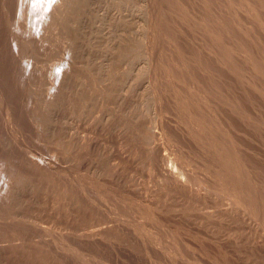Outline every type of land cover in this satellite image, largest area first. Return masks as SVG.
<instances>
[{"label": "rangeland", "instance_id": "374dc122", "mask_svg": "<svg viewBox=\"0 0 264 264\" xmlns=\"http://www.w3.org/2000/svg\"><path fill=\"white\" fill-rule=\"evenodd\" d=\"M37 1L0 0V264H264V0Z\"/></svg>", "mask_w": 264, "mask_h": 264}, {"label": "bare ground", "instance_id": "6f19581e", "mask_svg": "<svg viewBox=\"0 0 264 264\" xmlns=\"http://www.w3.org/2000/svg\"><path fill=\"white\" fill-rule=\"evenodd\" d=\"M21 1H22V0H21ZM28 1H30V0H28ZM38 1H40V0H38ZM38 1H37V2H38ZM53 1H55V0H53ZM53 1H52V0H49L48 2H45L46 4L43 6L44 8L42 7V8L44 9V10H43L44 12L48 11V9H49L50 7L52 8V5L55 3V2H53ZM56 1H57V0H56ZM61 1H62V0H61ZM61 1H60V2H61ZM66 1H67V0H66ZM66 1H65V4H64V5H66ZM72 1H73V0H72ZM143 1L146 2V3L148 2V3H147V8H148L149 10H150L152 7H153V8L157 7L156 5H158L157 3H159V0H143ZM248 1H249V0H248ZM260 1H261V0H260ZM31 2H32V1H31ZM43 2H44V0H43ZM63 2H64V1H63ZM261 2H262V1H261ZM23 4H24V3H23ZM35 4H36V3H35ZM35 4H33V5H35ZM38 4H39V3H38ZM61 4H62V2H61ZM61 4H60V5H61ZM30 5H31V4H30ZM39 5H40V4H39ZM58 5H59V4H58ZM58 5L56 4L57 8H58ZM145 5H146V4H145ZM160 5H161V4H160ZM71 6H72V5H71ZM261 6H262V5H261ZM35 7H36V5H35ZM158 7H159V6H158ZM210 7H211V6H210ZM42 8H41V9H42ZM55 8H56V7H55ZM262 8H263V6H262ZM58 9H59V8H58ZM200 9H201V8H200ZM51 10H52V9H51ZM59 10L62 11L61 9H59ZM159 10H161V9H159ZM260 10H261V9H260ZM262 10H263V9H262ZM262 10H261V11H262ZM156 11H157V10H156ZM41 12H42V10H41ZM44 12L42 13L43 15H44ZM52 12H53V11H52ZM147 12H148V11H147ZM149 12H150V11H149ZM159 12H160V11H159ZM263 12H264V11H263ZM45 14H46V13H45ZM55 14H57V13L55 12ZM62 14H63V13H62ZM160 14H161V12H160ZM48 15H49V14H48ZM50 15H51V14H50ZM59 15H60V14H59ZM263 15H264V14H263ZM150 16H151V15H150ZM159 16H160V15H159ZM152 17H153V15H152ZM149 18H150V17H149ZM157 19H158V18H157ZM159 20H161L160 17H159ZM147 22H148V21H147ZM161 22H162V21H161ZM171 22H172V21H171ZM159 23H160V22H159ZM151 24H152V23H151ZM151 24H150V27H151ZM160 24H161V23H160ZM152 25H153V24H152ZM155 26H156V25H155ZM213 26H214V25H213ZM158 27H159V26H158ZM161 27H162V26H161ZM252 27H253V26H252ZM156 28H157V27H156ZM162 29H163V28H162ZM152 31H153V30H151V32H152ZM151 32H150V35H151V36H148L147 39H148V40L150 39L151 42H152L153 39H154V42H155L156 39L159 38L160 36H158L157 38L153 36V35H156V34L158 33V31H157L155 34L153 33V35L151 34ZM161 39H162V38H161ZM164 39H165V38H164ZM164 39H163V40H164ZM166 39L168 40V38H166ZM169 41H170V39H169ZM142 42H143V40H142ZM68 44H69V43H68ZM73 48H74V47H73ZM148 48H149V47H148ZM69 49H70V48H69ZM69 51H71V49H70ZM75 51H76V50H75ZM75 51H74V52H75ZM147 51H148V50H147ZM68 53H69V52H68ZM69 55H70V53H69ZM65 57H66V56H65ZM150 57H151V56H150ZM69 58H70V57H69ZM257 58H258V57H257ZM67 59H68V58H67ZM70 59H71V58H70ZM70 59H68L67 61H70ZM64 62H66V60H65ZM59 63H61V62H59ZM159 63H160V62H159ZM162 63H163V62H162ZM63 64H64V63H63ZM66 64H67V63H66ZM57 65H58V66H61L60 64H57ZM67 65H68V64H67ZM64 66H65V65H64ZM66 67H67V66H66ZM56 68H57V67H55V69H56ZM59 69H60V67L58 68V70H59ZM53 70H54V69H53ZM61 70H62V72H63V70L66 71L65 68H64V69H61ZM65 71H64V72H65ZM53 72L56 73L57 71H56V72L53 71ZM62 72L60 71V72H58V73H62ZM64 72H63V73H64ZM63 73H62V75H63ZM65 73H66V72H65ZM62 75H61V76H62ZM57 76H58V75H56L55 77H57ZM58 77H59V76H58ZM62 77H63V76H62ZM59 78H60V77H59ZM59 78H58V79H59ZM65 79H66V78H65ZM60 80H61V79H60ZM59 82H60V81H59ZM59 82H58V83H59ZM263 83H264V82H263ZM53 85H54V84H53ZM53 85H52V86H53ZM55 85H56V81H55ZM61 85H63V84H61ZM231 99H232V98H231ZM51 100H52V99H51ZM234 107H235V106H234ZM150 126H151V125H150ZM150 126H149V127H150ZM250 126H251V125H250ZM149 131H150V130H149ZM148 134H149V133H148ZM144 135H145V134H144ZM144 135H143V136H144ZM146 135H147V134H146ZM150 136H151V135H150ZM152 136H154V135H152ZM155 136H156V135H155ZM144 138H145V137H144ZM149 138H150V137H149ZM154 138H155V137H154ZM154 138H153V139H154ZM153 139H152V137H151V140H153ZM148 140H149V139H148ZM148 140H147V138H146L147 143H148ZM154 140H156V138H155ZM151 143H152V142L149 140V144H150V145H151ZM157 143H158V142H157ZM145 144H146V143H145ZM152 144H153V143H152ZM147 147H148V146H147ZM148 153H149V152H148ZM165 156H166V155H165ZM174 165H175V164H174ZM218 166H219V165H218ZM178 167H179V166H178ZM241 167H242V166H241ZM170 168H171V167H170ZM176 168H177V166H176ZM241 170H242V169H241ZM225 171H226V170H225ZM232 171H233V170H232ZM171 173H173V175L175 176V180H177L176 182H178L180 185H182L183 188H184V187L186 188V187L188 186L187 182H185L186 180L183 181L182 178L179 177V175H181V172H179V171H177V170H173V171L171 170ZM182 174H183V173H182ZM231 178H232V177H231ZM238 179H239V178H238ZM246 179H247V178H246ZM224 180H225V179H224ZM167 181H168V180H167ZM229 181H230V180H229ZM8 182H9V181H8ZM188 182H189V181H188ZM231 182H232V180H231ZM235 184H236V183H235ZM255 184H256V183H255ZM228 185H229V184H228ZM253 185H254V184H253ZM253 185H252V186H253ZM189 186H190V185H189ZM233 186H234V185H233ZM241 186H242V185H241ZM254 186H255V185H254ZM198 187H199V186H198ZM198 187H197V188H198ZM246 188H247V187H246ZM203 189H204V188H203ZM207 189H208V188H207ZM243 189H244V188H243ZM248 189H249V188H248ZM205 190H206V188H205ZM256 190H257V189H256ZM247 191H248V190H247ZM245 192H246V191H245ZM260 193H261V192H260ZM252 195H253V194H252ZM224 196H225V195H224ZM225 197H226V196H225ZM256 197H258V196H256ZM229 198H230V197H229ZM229 198H228V199H229ZM245 198H246V197H245ZM254 198H255V197H254ZM226 199H227V198H225L224 200H226ZM228 199H227V202H230L231 199H229V201H228ZM256 199H257V198H256ZM227 202H226V203H227ZM233 203H234V205H233ZM233 203H232V202L230 203V205H231L230 208H232V209H236V208H237V203H235V202H233ZM227 204H228V203H227ZM228 205H229V204H228ZM253 205H254V204H253ZM228 207H229V206H228ZM238 207H239V206H238ZM260 209H261V208H260ZM161 232H162V231H161ZM149 239H150V238H149Z\"/></svg>", "mask_w": 264, "mask_h": 264}]
</instances>
